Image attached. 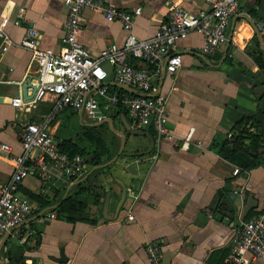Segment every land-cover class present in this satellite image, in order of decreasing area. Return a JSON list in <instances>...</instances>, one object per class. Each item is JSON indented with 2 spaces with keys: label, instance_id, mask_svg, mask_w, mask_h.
Listing matches in <instances>:
<instances>
[{
  "label": "crops",
  "instance_id": "obj_1",
  "mask_svg": "<svg viewBox=\"0 0 264 264\" xmlns=\"http://www.w3.org/2000/svg\"><path fill=\"white\" fill-rule=\"evenodd\" d=\"M108 1L127 12L141 8L133 25L141 39L156 32L172 2L197 16L210 10L206 0ZM19 10H23V19L14 25ZM81 18L78 40L91 57L111 44L123 43L126 32L118 21L108 22L91 10H84ZM2 19L8 20L5 32L14 43L32 27L39 33V50L59 52L66 19L64 0H0ZM255 19H264V0H239V11L229 20L227 41L214 57L200 52L204 37L192 31L173 47L182 56L174 74L165 72L162 78L164 63L158 72L149 67L152 95L161 97L169 111L171 136L162 138L152 128L136 130L121 109L111 112L98 127L101 122H93L81 111L53 112L56 97L52 94L35 102V96L23 99L14 108L10 99L22 95L16 84L36 78L39 63L21 47L3 51L0 39V141L20 154L23 126L52 116L49 130L58 145L70 140L80 147L89 146L84 136L93 130L103 135L107 149L101 162L93 164L92 157L77 179L49 166V178L21 181L17 193L29 201L32 214L0 236V264H146L145 248L151 242L160 244L161 264H223L241 221L249 216L264 219V162L234 174L237 166L218 152L244 117L254 116L264 133V95L258 99L255 92L264 86V42L254 27ZM103 67L108 73L105 84L118 87L112 67L108 63ZM190 130L193 133L185 145ZM137 131L145 135L134 134ZM147 136L154 146L143 154L150 146ZM121 144L122 152L133 155H121L108 167L96 168L108 161H103L108 154L115 155ZM14 170L12 162L1 156L0 184ZM231 193L244 204L249 195L255 201L244 219L230 221L222 215L226 207L221 201L231 203ZM106 200L109 219L103 212ZM70 201L77 205L58 214L57 209ZM254 264H264V258Z\"/></svg>",
  "mask_w": 264,
  "mask_h": 264
},
{
  "label": "built area",
  "instance_id": "obj_2",
  "mask_svg": "<svg viewBox=\"0 0 264 264\" xmlns=\"http://www.w3.org/2000/svg\"><path fill=\"white\" fill-rule=\"evenodd\" d=\"M206 1L210 10L201 16L190 13L178 2L170 3L167 17L156 32L147 39H141L133 31L134 21L141 13L140 7L127 12L116 8L108 0H64L66 19L58 53L39 50V33L32 27L26 29L19 43H14L5 32L7 19L0 22L2 50L6 51L10 46L21 47L31 52L32 61L39 63V84L33 102L52 94L56 97L53 112L65 108L81 111L93 122H103L111 112L121 109L136 130L152 128L157 138L170 137L167 128L169 111L161 97L152 95L153 73L149 67H155L158 72V67L164 63L165 72L174 74L182 64V56L174 53L173 47L192 31L204 37L200 48L202 54L209 57L217 54L227 41L229 20L238 13L239 0ZM84 10L98 13L108 22L118 21L126 32L123 43L109 45L97 57L88 55L78 40ZM22 19L23 10H19L13 24L19 25ZM254 27L264 42V19H255ZM131 60L144 65L134 66ZM104 63L112 67L114 81L122 92L105 84L108 73ZM22 102V95L9 101L14 108H19ZM51 118L49 116L23 126L20 154H14L9 144L0 141V157H7L15 167L10 179L0 184V236L32 214L29 201L17 193L22 180L36 176L49 178V166L66 171L72 179L84 173V157L67 155L58 148L49 130ZM192 133L193 130H190L185 137V145ZM196 145L201 146V142H196ZM34 152H37L36 156L32 155ZM233 172L238 174L240 170L236 167ZM128 219L132 220L133 216L129 215ZM160 249L158 242L146 246V264H161ZM258 258H264L262 216L241 221L223 264H254Z\"/></svg>",
  "mask_w": 264,
  "mask_h": 264
},
{
  "label": "trees",
  "instance_id": "obj_3",
  "mask_svg": "<svg viewBox=\"0 0 264 264\" xmlns=\"http://www.w3.org/2000/svg\"><path fill=\"white\" fill-rule=\"evenodd\" d=\"M134 62L135 60L130 61L132 65L137 66ZM111 89L119 92L123 91L118 87H111ZM230 134L231 136L225 138L219 146V154L234 163L239 168L240 172H246L263 164L264 152H262V150H264V133L254 116L242 118L233 126ZM84 137L89 141V146L80 147L72 141L66 140L60 143L58 148L67 155H80L84 157V159L88 155L93 154L92 163L96 164L99 163V161L101 162V156L104 154L103 152L107 150L103 135L101 133L96 134L93 130H88ZM113 155L114 153L108 154L103 161L109 160ZM76 205L77 204L71 201L63 203L57 209L58 214L64 215ZM249 218L250 216L246 217L245 221Z\"/></svg>",
  "mask_w": 264,
  "mask_h": 264
},
{
  "label": "water",
  "instance_id": "obj_4",
  "mask_svg": "<svg viewBox=\"0 0 264 264\" xmlns=\"http://www.w3.org/2000/svg\"><path fill=\"white\" fill-rule=\"evenodd\" d=\"M162 78L163 76L165 75V65L163 67V70H162ZM33 80H36V83L33 84ZM38 84H39V79L38 77L34 78V77H31V78H27L25 80H23L21 82V84H16V88L20 89V93L22 94V98L24 100H30L32 99L35 95H36V92L38 90ZM31 89V94L28 96V90ZM256 94H257V98L260 99L263 95H264V86H261L259 88H257L255 90ZM82 114V112H81ZM105 124V122H101L97 125H95V127H98V126H101ZM134 134L136 135H145V133L141 132V131H137V132H134ZM148 137V136H147ZM148 139L150 140V146L149 148L142 152L143 154H148L152 151L153 149V146H154V141L148 137ZM122 149H123V144H121L118 152L110 159L108 160L106 163L102 164V165H99L97 166L96 168H104V167H108L109 165H111L112 163H114L116 161V159L121 156V155H130L132 156L133 154L130 153V154H126L124 152H122ZM92 157H93V154H90L88 155L86 158H85V162L86 163H90L91 160H92ZM125 196H126V191H124V193L122 194V197H121V204L124 202L125 200ZM237 194L236 193H231L229 195V200L231 201V203H229L227 200H223L221 201V205H224L226 207V210L225 212L222 213V215L227 218L228 220L230 221H234L236 217H239L240 219H244L245 216L247 215V213L252 209L254 208L256 205L253 204V202H255L252 198L251 195H249L247 197V200H246V203L244 204L243 201H238L237 199ZM107 208H108V200H106L105 202V205H104V216L106 217L107 215ZM107 219H109L108 217H106Z\"/></svg>",
  "mask_w": 264,
  "mask_h": 264
}]
</instances>
